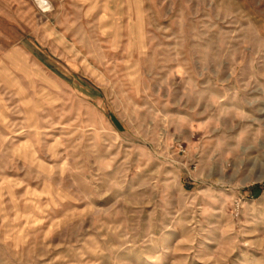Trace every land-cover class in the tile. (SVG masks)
Wrapping results in <instances>:
<instances>
[{"label":"rangeland","instance_id":"1","mask_svg":"<svg viewBox=\"0 0 264 264\" xmlns=\"http://www.w3.org/2000/svg\"><path fill=\"white\" fill-rule=\"evenodd\" d=\"M0 0V264H264V0Z\"/></svg>","mask_w":264,"mask_h":264},{"label":"bare ground","instance_id":"2","mask_svg":"<svg viewBox=\"0 0 264 264\" xmlns=\"http://www.w3.org/2000/svg\"><path fill=\"white\" fill-rule=\"evenodd\" d=\"M36 1L40 5V7L44 9L45 11L51 8V4L49 3L48 0H36Z\"/></svg>","mask_w":264,"mask_h":264},{"label":"trees","instance_id":"3","mask_svg":"<svg viewBox=\"0 0 264 264\" xmlns=\"http://www.w3.org/2000/svg\"><path fill=\"white\" fill-rule=\"evenodd\" d=\"M264 187V180L261 183L253 185L249 190L250 192L260 191Z\"/></svg>","mask_w":264,"mask_h":264},{"label":"built area","instance_id":"4","mask_svg":"<svg viewBox=\"0 0 264 264\" xmlns=\"http://www.w3.org/2000/svg\"><path fill=\"white\" fill-rule=\"evenodd\" d=\"M44 10V9H43Z\"/></svg>","mask_w":264,"mask_h":264}]
</instances>
